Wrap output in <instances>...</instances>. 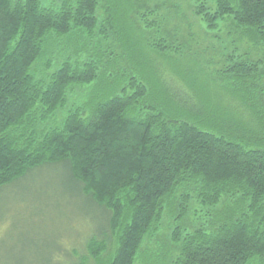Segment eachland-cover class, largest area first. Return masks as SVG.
I'll return each instance as SVG.
<instances>
[{
  "label": "trees",
  "instance_id": "16d2710c",
  "mask_svg": "<svg viewBox=\"0 0 264 264\" xmlns=\"http://www.w3.org/2000/svg\"><path fill=\"white\" fill-rule=\"evenodd\" d=\"M110 1L0 0V188L69 174L105 225L75 264H136L162 231L168 264H264V0H189L208 46L176 2L141 0L149 49L217 65L226 106L162 111L131 79L58 118L105 75Z\"/></svg>",
  "mask_w": 264,
  "mask_h": 264
},
{
  "label": "rangeland",
  "instance_id": "374dc122",
  "mask_svg": "<svg viewBox=\"0 0 264 264\" xmlns=\"http://www.w3.org/2000/svg\"><path fill=\"white\" fill-rule=\"evenodd\" d=\"M175 2L179 13L192 24L187 31L195 34L201 46H208L209 34L188 9L189 0H171L173 5ZM114 3L110 1L108 7L112 24L108 28L111 44L104 56L105 75L96 83L69 92L67 105L58 118L75 110L85 111L84 117H89L93 103L131 79L149 88L148 103L162 111H187L202 104L227 105L223 84L214 75L217 65H207L200 53L175 56L173 52L152 51L137 15L144 1ZM44 74L40 69L34 75L37 79ZM104 226L100 215L65 172L33 170L0 188V264L78 263L88 241L104 237ZM165 236L167 231H162L150 244H144L136 264H168Z\"/></svg>",
  "mask_w": 264,
  "mask_h": 264
}]
</instances>
